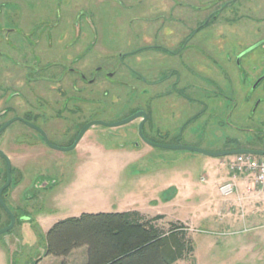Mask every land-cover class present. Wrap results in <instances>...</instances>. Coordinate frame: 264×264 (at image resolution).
<instances>
[{"label":"rangeland","instance_id":"rangeland-1","mask_svg":"<svg viewBox=\"0 0 264 264\" xmlns=\"http://www.w3.org/2000/svg\"><path fill=\"white\" fill-rule=\"evenodd\" d=\"M32 1L34 7L28 6L27 12L19 3L8 7L0 15V27L30 24L29 29L39 30L62 20L68 43L79 12V45L88 68L105 62L118 65L123 53L142 46L136 43L140 32L149 38L148 44H156L155 30L163 28L161 44L172 51L181 48L189 28L195 30L190 43L184 41V47L189 44L184 59L153 48L129 61L138 67L144 82H136L134 76L125 79L113 66L106 67L110 76L103 79V89L97 96H83L89 102L84 99L80 120L82 125L92 121L109 126L93 127L75 150L6 145L8 137L18 131L6 134L0 148L11 159L12 187L16 185L8 207L19 220L11 231L0 235V264H83L80 252L67 258L47 257L49 230L84 213L127 211L147 216L162 213L165 218L158 222L165 233L175 225L184 226L192 252L177 264H264V197L253 179L239 175L235 192L228 197L220 194L222 185L234 181V157L150 147L140 135L141 121L120 125L144 112L148 115L144 136L153 128L159 134L154 140L172 142L178 137L175 141L180 140L182 146L208 153L247 143L264 148V83L256 88L255 82L264 72V0H243V8L236 13L226 11L215 21L209 11L195 10L209 0H192L191 27H183L185 10L178 8L172 18L171 9L161 0L141 4L140 0H70L67 9L72 14L64 16L49 0ZM162 16L166 20L155 21ZM11 18L16 25L7 21ZM203 23L210 27L197 34V26ZM260 40L262 45L248 52ZM220 70L234 79L220 82ZM122 82L130 85L124 87ZM1 105L0 101V109ZM4 169L0 159V185ZM45 196L48 201L43 203ZM28 198L31 202H26ZM7 224L0 209V230Z\"/></svg>","mask_w":264,"mask_h":264},{"label":"flooded vegetation","instance_id":"flooded-vegetation-1","mask_svg":"<svg viewBox=\"0 0 264 264\" xmlns=\"http://www.w3.org/2000/svg\"><path fill=\"white\" fill-rule=\"evenodd\" d=\"M30 1L25 2V0H13L11 2V0H0V15H5L8 7H14L13 5L15 3H19L18 6H21L22 10H24L23 12H27L26 9L28 6L31 5V9L34 7L33 1ZM141 1L143 0H140V4ZM154 1L156 3L158 2V0ZM161 1H164L163 3L168 9H171L172 18L178 8L185 10L187 16H185L186 18L183 22V27H191L190 25L188 26V21L191 18L188 13L192 11L189 9L194 7L192 0ZM70 2V0H49L48 3L52 4V6L59 11V15L64 16V14L68 12L67 6ZM174 2L175 5H173ZM241 7L243 8V0H209L204 3V6L197 7L195 10H198V12H200V10L205 12L209 11V15L212 16V19L215 21L219 15L224 14L226 11L236 13ZM195 10L192 12H195ZM69 13L72 14V12H68L67 15ZM78 16H81L79 12L74 19L75 21L71 33L72 39L68 43L65 42L68 30H62V20L56 21L55 19H52L55 21L47 23L39 30L29 29V26H31L30 24H21L19 27H8L6 24L1 25L0 101L2 102V105L0 109V147L4 143L6 137H8L6 134L10 131H18L17 134L13 133V135L8 137L9 139H7L8 141L5 143L6 145L11 144L16 147L22 145L28 148H31L34 145L41 147H44L45 145L51 148L50 144L54 146L55 142L65 141L69 144L62 147L55 146L58 149L53 147L52 149L62 151L59 148H71L77 141L83 128L88 124L93 123L92 121L83 125L81 123L80 119L83 112L82 104L85 99L83 96H97L96 94L103 89V79L110 76L107 68H112L113 66L114 69H117V75H122L125 79L134 76L136 82H144V76L136 69L138 67L136 65L132 66L129 61L133 58L143 56L147 53L145 52L147 49L153 48L159 53L165 52L172 57L184 59L185 57H188L187 51L189 45L188 44L184 47V43L187 40H189L190 43L191 33L195 30L194 27L189 28L190 33L188 32L183 39V45L181 48L172 51L164 49V46L161 44V42H163V28L155 30L156 34L154 36L156 44H148L146 41L149 38L144 36L143 32H140V35H136V43L142 44V46L126 52L125 54L123 53L119 57L118 65L116 63L112 64L105 62L102 65L88 68L82 48L79 45L81 30L79 23L77 22ZM86 18L88 19V17ZM163 18L166 20V17L162 16L156 17L155 21L163 20ZM143 20H147V22L152 21L147 18H143ZM1 21L2 20H0V22ZM7 21L16 25L12 18L11 21ZM14 21L18 22V19L14 18ZM197 27H199L198 29L196 28L197 34H199L206 28L210 27V25L209 23H203L201 25L199 24ZM170 33L171 35H174L173 30ZM261 42L263 41H258L255 46H261ZM242 56L244 55L242 54L241 57ZM152 72L155 73L154 70ZM260 80L261 82L259 83ZM255 82L256 84L259 83L256 85V88L258 86L260 87L261 83H264V72L259 75ZM128 85L130 84L122 82V86L125 87ZM134 90H136L135 87ZM85 100L89 102V100ZM78 120L80 124L77 123ZM138 120L142 122L143 118H139L135 121ZM147 121L148 119L144 124L143 133H145ZM66 122L70 123L67 127L56 125ZM149 135H147V133L145 135L149 141L155 144H160L153 140V136ZM178 144H182V142L177 140V145ZM164 145L175 146L170 144ZM232 150L264 152V148L259 144L251 143H247L244 147L241 146L240 149H227L224 151ZM0 151L4 153V156L0 154V159L3 160L5 164L0 190L8 182V163L5 157L10 160L11 164V184L3 191L0 198V209L5 212L8 221L7 226H10L12 220L8 211V198L12 189L16 186L12 187L15 169L12 168L11 159L6 154V150L0 148ZM38 187L41 188L43 185L39 184ZM39 195L41 196L40 193ZM46 196L43 203L48 201V197ZM26 202H31V199L28 198ZM3 205H5L8 210L5 209ZM10 212L16 218L17 223L19 220L18 216L14 215L12 211Z\"/></svg>","mask_w":264,"mask_h":264},{"label":"trees","instance_id":"trees-1","mask_svg":"<svg viewBox=\"0 0 264 264\" xmlns=\"http://www.w3.org/2000/svg\"><path fill=\"white\" fill-rule=\"evenodd\" d=\"M164 218L148 220L138 211L67 218L47 233L46 256L67 258L87 248V264H177L192 249L183 225L169 233L155 225Z\"/></svg>","mask_w":264,"mask_h":264},{"label":"water","instance_id":"water-1","mask_svg":"<svg viewBox=\"0 0 264 264\" xmlns=\"http://www.w3.org/2000/svg\"><path fill=\"white\" fill-rule=\"evenodd\" d=\"M257 47H259V45L252 47L248 52L252 51L253 49H255ZM260 82H261V80L259 81V83ZM139 118H143V121H142V123L140 125V129H139L140 135L145 139L146 143L149 144V145H151V146L161 147V148H166V149H172V150H189V151L199 152V153H202L204 155H207V156H210V157H215V158L230 157V156L234 157V156H238V155H251V156H256V157H262V158H264V152H261V151L259 152V151H251V150H232V151H224V152H219V153H208V152L201 151L199 149L184 147V146H182V144H178V145H175V146H168V145H162V144L152 143L151 141H149L144 136V133H143L144 124H145L146 120L148 119V116L144 112L138 113L137 115H135V116L131 117L130 119L124 121L120 125L132 123L133 121H135V120H137ZM97 125L109 126L108 124L103 123V122H93L91 124H88L87 126H85L83 128V130L81 131V133H80L77 141L75 142V144L71 148H67V149H65V148H59V149L62 150V151H71V150L76 149L77 146L79 145V143L81 142V140L84 138L85 134L91 128H93V127H95ZM47 142L50 144V142L48 140H47ZM50 146L53 147V148H55V149H58L57 147H55V146H53L51 144H50ZM0 154L4 156V153L1 152V151H0ZM5 159H7V163H8V182L0 190V198L2 196L3 191L11 184V180H12L10 160L8 158H6V157H5ZM3 207L5 209H7L5 205H3ZM8 211L10 213V217H11L12 222H11L10 226H8V227L0 230V235L6 234L7 232L11 231L14 228L15 224H16V218L13 216V214L10 212V210H8Z\"/></svg>","mask_w":264,"mask_h":264},{"label":"built area","instance_id":"built-area-1","mask_svg":"<svg viewBox=\"0 0 264 264\" xmlns=\"http://www.w3.org/2000/svg\"><path fill=\"white\" fill-rule=\"evenodd\" d=\"M231 171L234 172V181L225 183L220 187L222 196H231L237 184L235 183L239 175L246 174L253 179L254 186L258 193L264 197V158L251 155H238L231 161Z\"/></svg>","mask_w":264,"mask_h":264},{"label":"crops","instance_id":"crops-1","mask_svg":"<svg viewBox=\"0 0 264 264\" xmlns=\"http://www.w3.org/2000/svg\"><path fill=\"white\" fill-rule=\"evenodd\" d=\"M228 57H229V61H228V65L230 64V62H231V58H230V56L228 55ZM226 68H228L227 67V65H226ZM224 71V70H223ZM218 79L217 80H219L220 82H222V80H224V79H228L229 78V80H233L234 78L232 77V75H230L229 73H226V75L228 76H226V75H224V73H222V71L220 70L218 73ZM224 75V76H223ZM182 82V81H181ZM230 100H231V98H230ZM225 102H227L228 103V101H225V99H224V102L223 103H225ZM150 134H151V136H153V140H154V138H155V136H159V134H157V131H154L153 130V128H150ZM167 136H168V133H166V138H167ZM161 138H163V136H161ZM178 138V137H177ZM177 138H174L173 140H171L172 142H164V141H158V140H155L157 143H160V144H170V145H177V141H175V139H177ZM174 141V142H173ZM149 146V145H148ZM150 147H152V146H150ZM155 148V147H154ZM224 180H225V178H223ZM222 180V179H221ZM182 189H178V191H181ZM189 191H193V188H189L188 189ZM177 192V191H176ZM127 212H129V211H127ZM140 212V211H139ZM146 219H153V218H155V217H157V216H164L165 217V215H163L162 213H159V214H157V215H154V216H147V215H145V214H143V213H141ZM155 225L157 226V227H159V228H162V224L161 223H159V222H156L155 223ZM76 252H80V253H82V256L84 257V261L82 262L83 264H87V261H88V249L87 248H82V249H79V250H77V251H74L73 252V255L74 254H76Z\"/></svg>","mask_w":264,"mask_h":264}]
</instances>
